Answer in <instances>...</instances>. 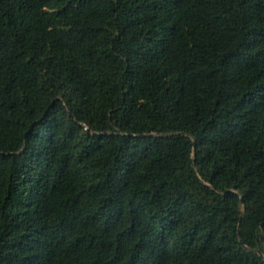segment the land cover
<instances>
[{"label":"trees","instance_id":"trees-1","mask_svg":"<svg viewBox=\"0 0 264 264\" xmlns=\"http://www.w3.org/2000/svg\"><path fill=\"white\" fill-rule=\"evenodd\" d=\"M262 221L264 0H0V264H264Z\"/></svg>","mask_w":264,"mask_h":264},{"label":"water","instance_id":"water-1","mask_svg":"<svg viewBox=\"0 0 264 264\" xmlns=\"http://www.w3.org/2000/svg\"><path fill=\"white\" fill-rule=\"evenodd\" d=\"M155 133H149L147 135H154ZM194 154V151H193ZM242 204V198L240 197V205ZM259 228H260V234H259V240H260V244H261V249L257 250L258 255H260L263 259H264V221H262L259 224Z\"/></svg>","mask_w":264,"mask_h":264}]
</instances>
